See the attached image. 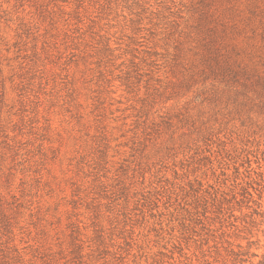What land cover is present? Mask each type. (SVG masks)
Wrapping results in <instances>:
<instances>
[{"label":"rangeland","instance_id":"374dc122","mask_svg":"<svg viewBox=\"0 0 264 264\" xmlns=\"http://www.w3.org/2000/svg\"><path fill=\"white\" fill-rule=\"evenodd\" d=\"M0 264H264V0H0Z\"/></svg>","mask_w":264,"mask_h":264}]
</instances>
